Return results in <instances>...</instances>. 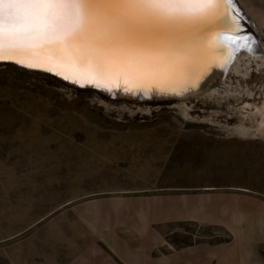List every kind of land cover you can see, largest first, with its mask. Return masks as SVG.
<instances>
[{"label":"rangeland","instance_id":"374dc122","mask_svg":"<svg viewBox=\"0 0 264 264\" xmlns=\"http://www.w3.org/2000/svg\"><path fill=\"white\" fill-rule=\"evenodd\" d=\"M259 33L261 50L191 101L109 99L0 65V264H158L229 241L239 219L263 232ZM183 198L220 223L157 216Z\"/></svg>","mask_w":264,"mask_h":264},{"label":"snow or ice","instance_id":"6c2138e0","mask_svg":"<svg viewBox=\"0 0 264 264\" xmlns=\"http://www.w3.org/2000/svg\"><path fill=\"white\" fill-rule=\"evenodd\" d=\"M238 7L237 0H0V60L43 56L86 78L114 75L118 87L122 78L142 87L174 78L190 55L210 50L214 24L239 33Z\"/></svg>","mask_w":264,"mask_h":264},{"label":"water","instance_id":"95a60500","mask_svg":"<svg viewBox=\"0 0 264 264\" xmlns=\"http://www.w3.org/2000/svg\"><path fill=\"white\" fill-rule=\"evenodd\" d=\"M237 3L239 7L236 8V13L239 17L240 31L236 33L234 29H231L230 24L222 23L213 25L212 31L208 34L212 32L219 34L220 41L223 43V47L221 48L225 54L222 53L219 61L213 62L215 66L203 76H201V73L204 70V66L208 64H202L201 62L203 53H200L198 58V53H193L187 58L186 67L180 72V77L182 78L179 81H173L171 84H157L156 81H150L144 83L142 87L137 83L128 82L123 78L120 80L118 87L115 76L100 80H97L95 77L86 78L73 68L56 67L54 61L43 56L33 58L25 55H17L12 59L6 58L0 60V65L9 64L29 72L49 75L70 87L92 90L109 99L123 98L144 101L174 99L191 101L204 95L212 85L217 84L222 79L233 64L235 58L244 50V48L238 45L239 41L244 39L248 40L257 36L249 15H247L239 0H237ZM28 64H37L38 67H27L26 65ZM54 72L58 74H53ZM191 75L194 76L190 77ZM88 79H91L92 83H88Z\"/></svg>","mask_w":264,"mask_h":264},{"label":"crops","instance_id":"0c3cea01","mask_svg":"<svg viewBox=\"0 0 264 264\" xmlns=\"http://www.w3.org/2000/svg\"><path fill=\"white\" fill-rule=\"evenodd\" d=\"M196 204L194 199L183 198L179 199L177 203L179 206L162 207L161 210L159 208L155 211L159 212L157 216L165 217L166 221L197 220L220 223L217 220L207 219L208 209L205 210L206 207L202 202L199 209ZM216 212L218 213V210ZM241 222L244 225L249 224L250 228L242 226ZM236 223L240 226L236 231L229 232L231 236L229 241L193 243L158 264H264V229L262 232L259 226L256 227L259 223L255 224V219L252 221L239 219ZM140 250L143 251L142 248Z\"/></svg>","mask_w":264,"mask_h":264},{"label":"bare ground","instance_id":"6f19581e","mask_svg":"<svg viewBox=\"0 0 264 264\" xmlns=\"http://www.w3.org/2000/svg\"><path fill=\"white\" fill-rule=\"evenodd\" d=\"M240 3H242V2H240ZM245 6H247V5H245ZM248 10L250 13V16H249L250 20L252 22V25H253L256 33H259V30L264 33V13H263L264 11L262 13H257L255 10L251 9V7ZM216 33L217 32H212V33L208 34V38L212 42V47L210 50H208V51L199 50V51L194 52V53H198L197 58L200 55V53L201 54L203 53L202 59H201L202 64L203 63L209 64V63H213V62H218L220 59V56H222V53L225 54V52H223V50L221 48V47H223V43L220 41L219 34H216ZM260 34L261 33H259V35ZM238 45L241 46L242 48H244V50L240 54H245L243 52L246 50H251V51L252 50L257 51L258 49L261 50V41H260L258 36H255L254 38H250L248 40L244 39L242 41H239ZM240 54L235 58L234 62L241 60L239 57ZM193 76L194 75H191L190 77H193ZM109 77H114V75L109 76ZM180 78H182V77H180V73H179L174 78L164 79V80H160V81H156V82H157V84H159V83L160 84H171V82H173V81H179ZM151 82H154V81H151ZM255 110H256L255 112L258 114V117H259L258 125L264 126V101H263L262 105L257 107Z\"/></svg>","mask_w":264,"mask_h":264},{"label":"trees","instance_id":"16d2710c","mask_svg":"<svg viewBox=\"0 0 264 264\" xmlns=\"http://www.w3.org/2000/svg\"><path fill=\"white\" fill-rule=\"evenodd\" d=\"M2 65H9V64H2ZM9 66H12V65H9ZM12 67H13V68H18V67H14V66H12ZM38 74H40V73H38ZM41 75L45 76V78H47V79H49V80H52V81H55V82L62 83L61 81L57 80L56 78H54V77H52V76L45 75V74H41ZM62 84H64V83H62ZM64 85H66V84H64Z\"/></svg>","mask_w":264,"mask_h":264}]
</instances>
